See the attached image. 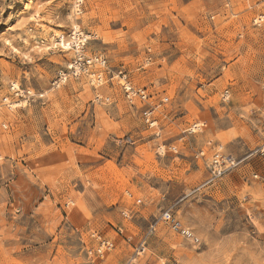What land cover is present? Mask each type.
Here are the masks:
<instances>
[{
  "label": "rangeland",
  "instance_id": "374dc122",
  "mask_svg": "<svg viewBox=\"0 0 264 264\" xmlns=\"http://www.w3.org/2000/svg\"><path fill=\"white\" fill-rule=\"evenodd\" d=\"M75 5L0 0V264H84L89 230L115 243L100 264H264V30L252 25L264 0H83L79 15ZM75 26L88 55L160 105L155 130L116 84L52 87ZM11 85L33 96L5 106ZM216 145L235 165L204 185L194 156Z\"/></svg>",
  "mask_w": 264,
  "mask_h": 264
},
{
  "label": "built area",
  "instance_id": "2783aa9c",
  "mask_svg": "<svg viewBox=\"0 0 264 264\" xmlns=\"http://www.w3.org/2000/svg\"><path fill=\"white\" fill-rule=\"evenodd\" d=\"M82 2L83 0H76V15L81 13L79 11V6ZM252 25L264 30V15L260 14L255 16L252 19ZM85 37L86 34L79 29L77 31L73 29L70 33L69 41L66 43L70 44L69 50L73 51V57L67 65L66 70L58 72L56 78L52 82V87L59 88L64 85L67 80H78L82 76L87 79L92 87H100L106 82H110L111 85L116 84L122 92L125 103L129 107L139 111L140 117L148 129L155 130L157 121L154 119V113L160 105L151 104L148 91L145 88L135 86L123 68L120 67L112 70L108 66L107 59L103 55H88L86 53V44L89 40L85 39ZM10 92L13 98H15V101L4 98L3 103L7 107L9 104L11 105V103H18L17 101H20V99L26 102L33 96L30 95L29 92L24 93L18 90L15 85L10 86ZM222 97L227 99L228 92L224 91ZM200 128L201 124H193L188 127L185 132L194 134L199 131ZM164 148L165 146L158 147L159 153L164 154ZM167 150L174 151L175 149L169 146ZM194 158L204 163L209 171L210 177L204 185L218 181L228 169L235 165L233 158L224 152L222 145H216L212 149V153L208 160H206L205 153L202 150L197 152ZM122 216L126 217V213L122 212ZM159 220L173 233L182 236L193 244H198V238L195 237L188 228L182 227L169 212L162 213ZM115 233L120 235L122 230L117 228ZM80 244L84 264H100L115 247V243L112 239L96 230H89L86 235L81 238ZM145 249L146 243L142 241L135 250V257L142 254Z\"/></svg>",
  "mask_w": 264,
  "mask_h": 264
},
{
  "label": "bare ground",
  "instance_id": "6f19581e",
  "mask_svg": "<svg viewBox=\"0 0 264 264\" xmlns=\"http://www.w3.org/2000/svg\"><path fill=\"white\" fill-rule=\"evenodd\" d=\"M75 29H76L75 31H77V27H76V26H75ZM86 38H87V37H85V39H86ZM69 45H70V44H68V46H69Z\"/></svg>",
  "mask_w": 264,
  "mask_h": 264
}]
</instances>
